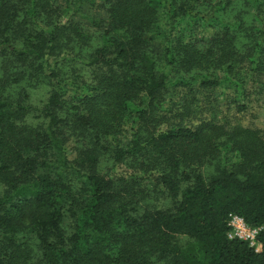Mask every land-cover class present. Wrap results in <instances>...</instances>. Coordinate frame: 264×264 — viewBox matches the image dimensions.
Wrapping results in <instances>:
<instances>
[{
    "label": "trees",
    "instance_id": "1",
    "mask_svg": "<svg viewBox=\"0 0 264 264\" xmlns=\"http://www.w3.org/2000/svg\"><path fill=\"white\" fill-rule=\"evenodd\" d=\"M101 1L100 45L78 60L94 69L90 84L45 67L63 27H39L41 4L0 0V56L36 61L55 83L35 107L25 91L6 96L9 66L0 78V264H264V134L211 123L161 130L169 78L158 71L163 58L179 84L196 76L204 88L222 72L243 111L246 87L264 82V0ZM241 2L254 11L226 20ZM23 16L38 31L18 45L22 26H34ZM227 152L236 161L224 162ZM153 194L168 203L150 204ZM229 215L257 230L260 252L229 238Z\"/></svg>",
    "mask_w": 264,
    "mask_h": 264
},
{
    "label": "rangeland",
    "instance_id": "2",
    "mask_svg": "<svg viewBox=\"0 0 264 264\" xmlns=\"http://www.w3.org/2000/svg\"><path fill=\"white\" fill-rule=\"evenodd\" d=\"M67 1L68 3H66V0H36V7L38 8V4H41L44 8V13L39 17L41 21L39 27L45 28L46 25L54 22V24L63 27V33L59 38L61 49L55 50L45 67L53 69L60 76L58 81L70 80L73 76L78 75L82 82L91 84L94 69H90L78 60L100 45L101 28L98 23L103 17L100 8L102 1L86 0L78 5L72 4L74 0ZM246 9L254 11L251 3L247 2L245 7L241 2L222 14L226 20H233L239 15L241 20L245 21L249 16L246 14ZM23 20L27 21L26 24L34 26H22L23 29L20 33L22 38L15 42L18 45L23 40H32L33 30L38 31L34 20H31L28 16H23ZM36 24H38L37 21ZM182 27H185V25H182ZM31 42L34 43V41ZM31 61H27L29 63L18 62L9 51L5 50L0 56V78L2 79L3 69L9 66L8 74L10 78L5 88L6 96L16 98L25 91L28 93V101L31 105L42 107L55 89V83L48 81L44 75H41L35 69L37 62L32 61L35 63H30ZM158 71L166 74L169 78L166 102L161 113L163 116H167L168 119L166 124L160 127L161 130H166L169 126L181 125V123L193 126H198L200 123H211L224 124L226 125L225 128L239 127L264 134V82L257 81V84L252 82L246 87L245 95L241 98L244 109L237 112L231 101L237 98L238 92L235 91L232 85L225 82L224 73L217 72L213 75L220 81L218 86L204 88L200 85L196 76L190 85L179 84L176 78L180 75L176 73L173 66L167 65L166 60L163 58L158 65ZM246 73L247 70H241L242 75ZM191 76L194 75L191 74ZM15 79L18 82H15ZM184 81L188 82L189 78L186 76V79H183L182 82ZM70 95L73 96L74 93L68 92L66 94V96L71 97ZM223 159L224 162H234L236 161V155L227 152L223 155ZM104 165L108 167L106 160ZM116 171L124 177L132 172L126 165L117 167ZM212 171V167H206L204 173L207 176ZM150 181L152 183L153 179ZM152 186L150 185L148 189ZM168 201L165 195L156 196L153 194L149 203H154L156 207H163ZM66 225H68V222H66ZM178 243L185 245V241L182 239ZM252 248L257 252L261 251L260 245L256 243Z\"/></svg>",
    "mask_w": 264,
    "mask_h": 264
},
{
    "label": "built area",
    "instance_id": "3",
    "mask_svg": "<svg viewBox=\"0 0 264 264\" xmlns=\"http://www.w3.org/2000/svg\"><path fill=\"white\" fill-rule=\"evenodd\" d=\"M228 226L231 229L229 233L230 239H238L240 241L248 242L250 247H253L256 243L255 236L257 230L247 227L242 218L229 215Z\"/></svg>",
    "mask_w": 264,
    "mask_h": 264
}]
</instances>
